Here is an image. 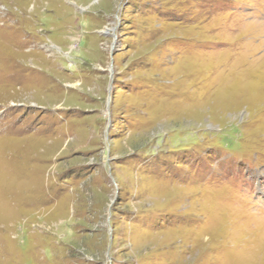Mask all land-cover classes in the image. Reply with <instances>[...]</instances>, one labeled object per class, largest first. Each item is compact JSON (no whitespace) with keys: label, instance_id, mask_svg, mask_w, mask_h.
Listing matches in <instances>:
<instances>
[{"label":"rangeland","instance_id":"374dc122","mask_svg":"<svg viewBox=\"0 0 264 264\" xmlns=\"http://www.w3.org/2000/svg\"><path fill=\"white\" fill-rule=\"evenodd\" d=\"M0 264H264V0H0Z\"/></svg>","mask_w":264,"mask_h":264}]
</instances>
